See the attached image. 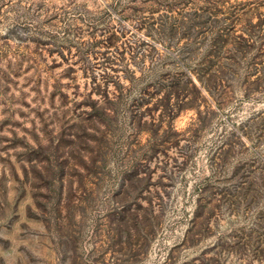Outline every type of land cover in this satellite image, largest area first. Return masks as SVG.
Instances as JSON below:
<instances>
[{"label":"rangeland","instance_id":"374dc122","mask_svg":"<svg viewBox=\"0 0 264 264\" xmlns=\"http://www.w3.org/2000/svg\"><path fill=\"white\" fill-rule=\"evenodd\" d=\"M0 264H264V0H0Z\"/></svg>","mask_w":264,"mask_h":264}]
</instances>
